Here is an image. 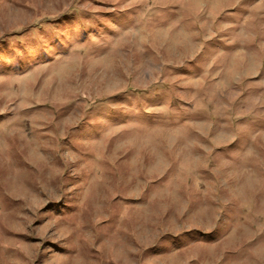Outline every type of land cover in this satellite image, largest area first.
I'll return each instance as SVG.
<instances>
[{
    "label": "rangeland",
    "instance_id": "rangeland-1",
    "mask_svg": "<svg viewBox=\"0 0 264 264\" xmlns=\"http://www.w3.org/2000/svg\"><path fill=\"white\" fill-rule=\"evenodd\" d=\"M0 264H264V0H0Z\"/></svg>",
    "mask_w": 264,
    "mask_h": 264
}]
</instances>
